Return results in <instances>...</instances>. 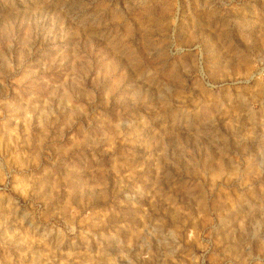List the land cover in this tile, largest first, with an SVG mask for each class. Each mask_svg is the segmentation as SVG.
Here are the masks:
<instances>
[{"label":"rangeland","instance_id":"obj_1","mask_svg":"<svg viewBox=\"0 0 264 264\" xmlns=\"http://www.w3.org/2000/svg\"><path fill=\"white\" fill-rule=\"evenodd\" d=\"M0 264H264V0H0Z\"/></svg>","mask_w":264,"mask_h":264}]
</instances>
